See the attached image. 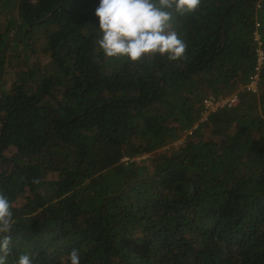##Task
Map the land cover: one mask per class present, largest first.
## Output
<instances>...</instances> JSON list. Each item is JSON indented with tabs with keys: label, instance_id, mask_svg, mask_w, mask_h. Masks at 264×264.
<instances>
[{
	"label": "trees",
	"instance_id": "trees-1",
	"mask_svg": "<svg viewBox=\"0 0 264 264\" xmlns=\"http://www.w3.org/2000/svg\"><path fill=\"white\" fill-rule=\"evenodd\" d=\"M99 2L0 0L6 264H264V0L174 13L185 57L135 63L99 50ZM211 95L237 101L199 122Z\"/></svg>",
	"mask_w": 264,
	"mask_h": 264
},
{
	"label": "clouds",
	"instance_id": "clouds-1",
	"mask_svg": "<svg viewBox=\"0 0 264 264\" xmlns=\"http://www.w3.org/2000/svg\"><path fill=\"white\" fill-rule=\"evenodd\" d=\"M201 0H100L96 44L106 58L130 62L166 56L171 62L185 57L187 44L172 30L173 14L194 13ZM33 183H39L34 180ZM13 205L0 192V264L11 253L12 231L16 220ZM69 264H80V254L72 250ZM17 264H33L31 254H20Z\"/></svg>",
	"mask_w": 264,
	"mask_h": 264
},
{
	"label": "built area",
	"instance_id": "built-area-1",
	"mask_svg": "<svg viewBox=\"0 0 264 264\" xmlns=\"http://www.w3.org/2000/svg\"><path fill=\"white\" fill-rule=\"evenodd\" d=\"M258 35L255 34V40H258ZM257 59L256 65L254 68V73L249 77L247 84L245 85L246 91L255 94L258 91L259 86V73L260 69L263 66L264 62V52L260 49L257 51ZM237 101L236 95L230 97H215V96H208L202 102V110L200 112V119L199 122H204L207 120L208 116L211 113H214L218 109L222 108H230L233 106ZM193 128H196V124ZM192 128V129H193ZM191 129V130H192ZM191 130L187 132V134H191Z\"/></svg>",
	"mask_w": 264,
	"mask_h": 264
},
{
	"label": "rangeland",
	"instance_id": "rangeland-1",
	"mask_svg": "<svg viewBox=\"0 0 264 264\" xmlns=\"http://www.w3.org/2000/svg\"><path fill=\"white\" fill-rule=\"evenodd\" d=\"M11 13H12L13 16H16V14H15L14 11H11ZM4 18H5V17H4L3 15H0V22H1V23H3ZM175 144H177V143H174V145H175Z\"/></svg>",
	"mask_w": 264,
	"mask_h": 264
}]
</instances>
